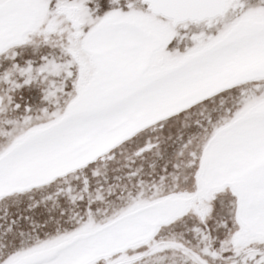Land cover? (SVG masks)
I'll use <instances>...</instances> for the list:
<instances>
[{
    "label": "snow or ice",
    "instance_id": "snow-or-ice-1",
    "mask_svg": "<svg viewBox=\"0 0 264 264\" xmlns=\"http://www.w3.org/2000/svg\"><path fill=\"white\" fill-rule=\"evenodd\" d=\"M0 264H264V0H0Z\"/></svg>",
    "mask_w": 264,
    "mask_h": 264
}]
</instances>
